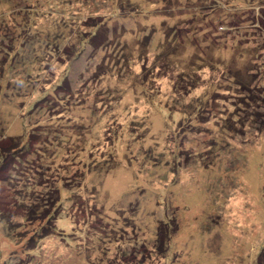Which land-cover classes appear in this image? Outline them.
<instances>
[{
	"label": "rangeland",
	"instance_id": "rangeland-1",
	"mask_svg": "<svg viewBox=\"0 0 264 264\" xmlns=\"http://www.w3.org/2000/svg\"><path fill=\"white\" fill-rule=\"evenodd\" d=\"M259 94L264 0H0V264H264Z\"/></svg>",
	"mask_w": 264,
	"mask_h": 264
},
{
	"label": "trees",
	"instance_id": "trees-1",
	"mask_svg": "<svg viewBox=\"0 0 264 264\" xmlns=\"http://www.w3.org/2000/svg\"><path fill=\"white\" fill-rule=\"evenodd\" d=\"M261 2H263V1H261ZM260 93L262 94V92L260 91ZM252 98V100H253V102H258V101H264V99H262V98H260V94L259 95H257V96H255V97H251ZM262 122H263V120H262ZM57 194H58V196H57V198L56 199H54V201L56 202V203H59L60 202V204L62 203L61 202V197H60V192H59V190H57ZM52 205H55V204H52ZM60 206V205H59ZM36 212V210H29V212L27 211V215H28V219L29 220H32V219H34V213ZM42 211H40V213H41ZM50 217H51V215L49 214V213H47L46 215L44 214V220H45V218L47 219V223H45V224H42V225H40V227H41V229H42V237H45V236H48V235H50V234H58V236L59 235H62V236H65V237H67L66 238V241L67 240H69L68 239V237L69 236H71V234H70V231H69V229L68 230H65L64 228L62 229V228H58V230H55L54 229V225L51 223V219H50ZM64 226H66V225H64ZM67 227V226H66ZM60 230H63V232L62 233H60ZM163 230H165V232H167L166 231V229H162V230H160L159 229V231H158V233H157V236L158 237H162V240H165V237H166V233L163 231ZM162 231V232H161ZM60 233V234H59ZM166 241V240H165ZM164 241V242H165ZM73 243V242H72ZM261 255H262V257L264 256V251H262V253H261ZM261 264H263V260L261 259Z\"/></svg>",
	"mask_w": 264,
	"mask_h": 264
}]
</instances>
